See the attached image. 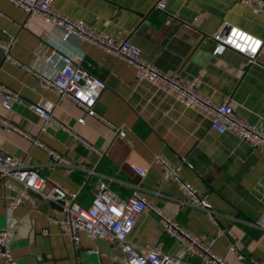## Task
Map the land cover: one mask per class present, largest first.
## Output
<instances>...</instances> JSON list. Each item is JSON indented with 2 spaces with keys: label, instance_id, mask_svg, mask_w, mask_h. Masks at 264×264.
Wrapping results in <instances>:
<instances>
[{
  "label": "crops",
  "instance_id": "obj_1",
  "mask_svg": "<svg viewBox=\"0 0 264 264\" xmlns=\"http://www.w3.org/2000/svg\"><path fill=\"white\" fill-rule=\"evenodd\" d=\"M54 0L60 12L83 21L108 37L128 39L142 57L183 80L198 79L200 91L217 102L229 99L235 112L264 129V43L254 63L226 49L215 54V34L227 25L264 40V12L233 0ZM14 36V61L4 58L0 47V115L9 123L37 137L69 164L54 163L51 155L24 135L0 121V151L33 164L49 183L78 193L89 206L99 183L107 181L112 192L127 199L139 187L163 212L208 243L230 264H264V154L232 132L219 133L211 118L187 106L154 83L137 78L125 60L78 37L64 39L61 27L26 13L8 0H0V39ZM71 55L107 87L91 117L66 96L41 87L32 71L56 74L62 56ZM5 89L17 100L5 109ZM42 103L57 123L40 129L41 117L30 107ZM85 117V122H79ZM71 131L69 133L64 129ZM120 129L125 137L117 134ZM97 151L93 150L92 148ZM164 156L182 166L181 177L193 183L216 212L215 220L202 209L185 203L180 186L165 180L155 161ZM134 165L146 171L140 176ZM0 179V230L11 224L12 243L19 264H122L123 253L113 243L82 236L74 243L49 217L63 213L54 203L33 193L34 201L11 209L13 194ZM46 230V234L43 231ZM128 240L138 249L158 247L180 256L183 244L164 230L161 218L143 212ZM235 244L236 251H230ZM82 250V252H81ZM239 255H244L240 259ZM186 264H201L186 256ZM0 264H4L0 258Z\"/></svg>",
  "mask_w": 264,
  "mask_h": 264
},
{
  "label": "built area",
  "instance_id": "obj_2",
  "mask_svg": "<svg viewBox=\"0 0 264 264\" xmlns=\"http://www.w3.org/2000/svg\"><path fill=\"white\" fill-rule=\"evenodd\" d=\"M8 1L21 8L26 13L28 20L40 16L46 22L61 27L64 31V39L70 35H77L125 60L136 69L139 80L154 83L166 92L173 94L187 106L200 109L211 118L212 127L217 132L235 133L264 154V129L239 116L229 99L217 102L203 94L199 89L198 79L186 81L177 75L163 71L154 63L145 60L141 50L128 39L108 37L95 31L85 25L83 21L57 10L53 4L54 0ZM233 1L264 12V0ZM157 7L165 9L166 0H160ZM214 38L217 42L215 54H221L230 48L245 55L248 63L257 61L264 43L263 39L230 25L217 32ZM16 42L17 38L14 36H9L6 40L0 39V47L5 59L14 61L11 49ZM62 61V68L56 74L35 72L28 66H21L24 70L34 73L41 87L54 91L59 96L69 97L86 115L102 118L98 115L95 106L107 87L106 82L71 55L62 56ZM5 92L6 96L2 100V105L5 109H10L12 102L17 100V97L9 89H5ZM30 108L41 117L40 129L42 131L46 130L50 123H57L52 117L50 107L39 103ZM0 121L46 150L54 163L69 164L59 153L47 147L37 137L25 130L12 126L2 115H0ZM79 122L84 123L85 117H81ZM64 129L71 133L66 127ZM116 132L121 137L126 136V132L123 130L117 129ZM155 161L162 167L164 179L175 181L180 186L186 196L185 203L207 211L211 219L215 220L216 212L207 198L199 193L193 183L186 182L181 177L182 166L186 164L189 168H193L192 163L183 159L180 165L175 166L162 155H157ZM134 170L140 176L146 175V171L136 165H134ZM0 179L6 189H11L14 192L7 196L11 209H16L26 202H33V193H36L45 201L60 207L63 217L60 219L49 217L48 221L58 223L63 233L71 241L76 244L81 243L82 236L85 235L90 240L102 239L111 242L122 251V264H186L185 259L189 254L198 256L201 264H230L213 250V241L206 243L191 233L176 218L165 214L162 209L150 201L139 187L132 192L129 198L122 199L111 191L107 181H101L91 204L84 206L78 200V193L60 184L49 183L48 178L35 165L1 151ZM146 210L157 214L162 220L165 232L183 244L180 256L164 253L158 247L138 249L129 242V234L133 231L140 215ZM261 222L264 226V214L261 217ZM43 233L46 234V230ZM15 235V229L11 224H7L0 230V258L3 259L4 264H19L12 250ZM230 251H236L235 244L231 245ZM239 258L244 259L245 256L239 255ZM255 264L262 263L256 261Z\"/></svg>",
  "mask_w": 264,
  "mask_h": 264
},
{
  "label": "water",
  "instance_id": "obj_3",
  "mask_svg": "<svg viewBox=\"0 0 264 264\" xmlns=\"http://www.w3.org/2000/svg\"><path fill=\"white\" fill-rule=\"evenodd\" d=\"M81 252H82V250H81ZM78 264H81V263H78Z\"/></svg>",
  "mask_w": 264,
  "mask_h": 264
}]
</instances>
